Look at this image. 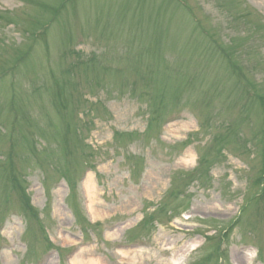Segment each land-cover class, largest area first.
<instances>
[{
    "label": "rangeland",
    "instance_id": "374dc122",
    "mask_svg": "<svg viewBox=\"0 0 264 264\" xmlns=\"http://www.w3.org/2000/svg\"><path fill=\"white\" fill-rule=\"evenodd\" d=\"M0 229V264H264V0H0Z\"/></svg>",
    "mask_w": 264,
    "mask_h": 264
},
{
    "label": "bare ground",
    "instance_id": "6f19581e",
    "mask_svg": "<svg viewBox=\"0 0 264 264\" xmlns=\"http://www.w3.org/2000/svg\"><path fill=\"white\" fill-rule=\"evenodd\" d=\"M194 246H195V244L192 245V247H194ZM185 254H181L178 258H174L172 263L173 264H182L184 262V260H185V257H186ZM72 263L73 264H99V263H97V261H83L80 258L73 259Z\"/></svg>",
    "mask_w": 264,
    "mask_h": 264
},
{
    "label": "trees",
    "instance_id": "16d2710c",
    "mask_svg": "<svg viewBox=\"0 0 264 264\" xmlns=\"http://www.w3.org/2000/svg\"><path fill=\"white\" fill-rule=\"evenodd\" d=\"M263 178V177H262ZM24 191V190H23ZM25 193V192H24Z\"/></svg>",
    "mask_w": 264,
    "mask_h": 264
}]
</instances>
